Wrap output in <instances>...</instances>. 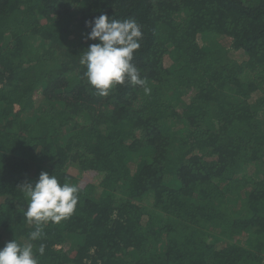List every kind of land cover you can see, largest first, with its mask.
Listing matches in <instances>:
<instances>
[{
  "label": "trees",
  "instance_id": "obj_1",
  "mask_svg": "<svg viewBox=\"0 0 264 264\" xmlns=\"http://www.w3.org/2000/svg\"><path fill=\"white\" fill-rule=\"evenodd\" d=\"M101 14L150 94L83 77ZM42 171L80 191L39 264H264V0H0V247Z\"/></svg>",
  "mask_w": 264,
  "mask_h": 264
},
{
  "label": "clouds",
  "instance_id": "obj_2",
  "mask_svg": "<svg viewBox=\"0 0 264 264\" xmlns=\"http://www.w3.org/2000/svg\"><path fill=\"white\" fill-rule=\"evenodd\" d=\"M90 28L87 38L97 41L85 48L80 54L79 63L84 67L83 77L94 87L99 95H108L109 90L126 81L140 86L145 94L151 89L141 77L133 63L134 53L140 48L141 26L134 19L116 20L105 14L85 21ZM25 193L27 207L23 216L34 225L24 244L15 239L0 247V264H39L33 252L31 241L43 236V226L49 222L58 224L69 218L75 211L79 200V187L70 183L61 184L56 176L42 171L33 183L19 186ZM44 254L41 244L36 250Z\"/></svg>",
  "mask_w": 264,
  "mask_h": 264
}]
</instances>
